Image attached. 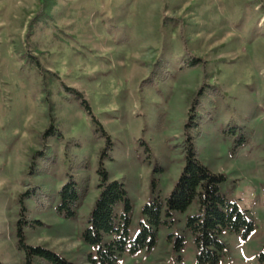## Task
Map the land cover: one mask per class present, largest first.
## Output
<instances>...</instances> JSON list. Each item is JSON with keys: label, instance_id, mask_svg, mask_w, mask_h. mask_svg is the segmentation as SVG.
<instances>
[{"label": "rangeland", "instance_id": "1", "mask_svg": "<svg viewBox=\"0 0 264 264\" xmlns=\"http://www.w3.org/2000/svg\"><path fill=\"white\" fill-rule=\"evenodd\" d=\"M196 120L201 162L253 223L245 239L221 232L217 264H264V0H0V263L22 264L19 223L27 244L89 264L80 232L100 169L125 183L133 237L143 205L171 192ZM69 174L84 192L73 220L54 211ZM193 211L115 264H197Z\"/></svg>", "mask_w": 264, "mask_h": 264}, {"label": "trees", "instance_id": "2", "mask_svg": "<svg viewBox=\"0 0 264 264\" xmlns=\"http://www.w3.org/2000/svg\"><path fill=\"white\" fill-rule=\"evenodd\" d=\"M85 107L89 109L87 105ZM186 126L189 133L185 135L184 163L180 175L167 196L157 193L143 205L141 212L145 219L139 222L138 231L133 237L130 233L133 206L125 183L110 178L104 169L99 170L97 195L86 226L80 232L81 241L93 248V253L86 256L89 264H115L123 252L151 249L156 242L157 229L160 226L170 228L175 216L186 212L190 206L194 211L187 215L185 227L192 236L197 264H217L226 248L220 239L223 230L238 233L243 239L252 232L253 223L245 212L236 203L228 201L220 191L225 175L212 171L201 162L197 150V139L201 136L200 121H189ZM55 131L56 127L50 123L41 135L42 141H46ZM32 155L30 162L48 158L44 151H34ZM52 162V159L49 160L43 168L49 170ZM82 162L86 163L84 160ZM83 195L84 192L78 190L73 176L69 174L58 190L59 201L54 208L55 213L63 219L73 220ZM24 209L21 204V210ZM16 237L22 264H73L45 246L27 244L19 223ZM168 238H171V233ZM181 245L182 239L178 236L174 248L179 250ZM257 259L264 263V243Z\"/></svg>", "mask_w": 264, "mask_h": 264}]
</instances>
